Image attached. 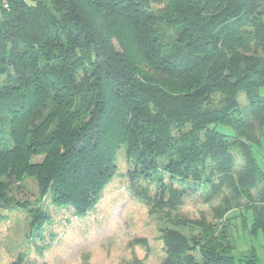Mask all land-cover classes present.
Returning a JSON list of instances; mask_svg holds the SVG:
<instances>
[{
	"label": "trees",
	"instance_id": "obj_1",
	"mask_svg": "<svg viewBox=\"0 0 264 264\" xmlns=\"http://www.w3.org/2000/svg\"><path fill=\"white\" fill-rule=\"evenodd\" d=\"M261 85L264 0H0V205L40 230L46 197L84 215L124 147L129 177L156 183L151 205L225 186L264 239ZM25 177L33 205L8 193ZM180 222L159 264H264L252 245L236 258L227 223Z\"/></svg>",
	"mask_w": 264,
	"mask_h": 264
},
{
	"label": "rangeland",
	"instance_id": "obj_2",
	"mask_svg": "<svg viewBox=\"0 0 264 264\" xmlns=\"http://www.w3.org/2000/svg\"><path fill=\"white\" fill-rule=\"evenodd\" d=\"M160 6L155 3L152 8ZM254 92L264 95V85ZM238 104L247 117L249 107L243 93ZM261 140L260 146H252V152L263 164L264 138ZM123 151L121 147L117 153L116 172L84 215L74 214L70 206H54L46 197L41 204L48 216L40 230L29 226L27 206L0 205V264H159L165 255L162 230L178 221H203L216 227L225 222L235 241L236 258L246 259L252 245L264 263V239L261 234L250 237L251 210L245 208L243 197L235 199L223 186L214 195H209V188L184 195L176 206L151 205L149 200L157 201L158 197L156 183L143 176L132 180ZM9 186L8 193L16 200L36 203L33 178L25 177L20 185L10 182ZM237 202L241 206H236Z\"/></svg>",
	"mask_w": 264,
	"mask_h": 264
},
{
	"label": "built area",
	"instance_id": "obj_3",
	"mask_svg": "<svg viewBox=\"0 0 264 264\" xmlns=\"http://www.w3.org/2000/svg\"><path fill=\"white\" fill-rule=\"evenodd\" d=\"M3 5L6 6V0H3Z\"/></svg>",
	"mask_w": 264,
	"mask_h": 264
}]
</instances>
